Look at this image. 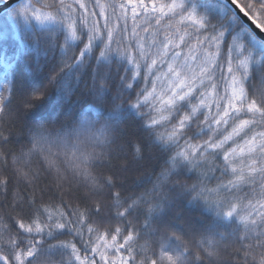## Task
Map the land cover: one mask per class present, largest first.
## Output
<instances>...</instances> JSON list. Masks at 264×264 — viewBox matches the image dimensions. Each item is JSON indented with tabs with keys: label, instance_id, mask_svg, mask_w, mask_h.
<instances>
[{
	"label": "snow or ice",
	"instance_id": "snow-or-ice-1",
	"mask_svg": "<svg viewBox=\"0 0 264 264\" xmlns=\"http://www.w3.org/2000/svg\"><path fill=\"white\" fill-rule=\"evenodd\" d=\"M231 4L264 33V0ZM20 11L41 23L65 24L72 40L86 29L81 56L95 40H106L99 55L116 52L133 69L126 87L135 94L128 102L147 137L129 139L115 152L72 150L67 165L81 178L85 193L79 195L77 184L74 201L63 195L45 198L47 186L35 183L38 172L16 167L10 176L0 169L5 202L0 204V264H44L55 259L53 251L66 256L68 264H224L229 249L243 254L242 264H264V77L254 90L246 82L252 48L264 46V35L234 10L213 23L187 10L184 0H34ZM96 18H103L102 27ZM161 30L164 39L157 43ZM142 32L152 35L154 53L146 50ZM125 34L136 39L134 49ZM181 46L188 55L176 51ZM158 64H166L167 71ZM138 78L145 82L139 91L133 83ZM42 95L26 98L24 108ZM9 99L6 87L0 94V161L9 155L4 146L13 142L11 124L3 123L12 119ZM146 153L163 161L156 182L151 189L130 191L125 174L145 165ZM22 156H13V165L28 164L31 153ZM45 163L55 170L59 189L63 170L51 156ZM18 177L32 191L25 187L26 194H20ZM186 197L212 218L192 220ZM173 209L183 214L173 217ZM217 229L229 237L222 245L211 237ZM44 247L49 254H41Z\"/></svg>",
	"mask_w": 264,
	"mask_h": 264
},
{
	"label": "trees",
	"instance_id": "trees-1",
	"mask_svg": "<svg viewBox=\"0 0 264 264\" xmlns=\"http://www.w3.org/2000/svg\"><path fill=\"white\" fill-rule=\"evenodd\" d=\"M24 2L0 16V94L5 92L6 87L9 88V103L13 107L11 121H3L4 124H11L13 142L3 148L9 155L6 160L0 161V169L7 171L10 176L16 175V167H23L33 175L38 172L39 177L35 183L41 189L47 186L45 198L55 196L59 199L63 195L66 200L74 201L73 194L76 193L77 184H80L79 195L83 196L85 193L81 178L65 163V154L77 147L89 151L94 149L95 153L109 149L115 152L126 145L129 139L146 140L147 130L141 126V118L128 102L135 94L132 89L126 87V78L133 69L116 52L100 56L104 43H107L103 39L95 40L90 50L84 51L81 56L87 44L86 29L78 32V40H72L65 24L59 21H55L49 28L20 27L15 33L13 26L7 21V16L19 9ZM237 2L244 6L248 0ZM184 3L187 10L193 11L198 17H207L213 23L233 14L225 4L214 0H184ZM96 19L102 27L103 18ZM261 19L264 22V16ZM140 35L146 50L154 53L152 35L143 32ZM164 35L161 30L156 37L157 43L164 39ZM243 39L248 43L247 37ZM125 43L134 49L137 41L125 34ZM112 47L115 48L116 45L113 44ZM176 51L188 55V49L183 46ZM2 60L11 65L8 70L9 82L6 85L1 83L4 70ZM156 67L167 71L166 64H158ZM224 76L228 77L226 66ZM262 77L264 46H256L252 48L250 72L246 81L249 90H254ZM133 83L134 86L138 85L137 91L145 87V82L139 78ZM223 91L224 86L221 83V94ZM40 93H43L42 98L36 101L32 108L25 109L22 102ZM29 152L31 156L28 157V164L21 165L18 161L13 165V156L23 158L22 154ZM53 154L63 170L62 186L59 189L56 187L57 174L45 163V157H53ZM146 156L150 159L145 165L137 166L135 170L125 174V187L130 191L137 190V186H140L139 190L151 189L156 182L158 172L155 171L163 161L155 153H146ZM18 179L20 194H26L25 187L29 192L32 191V187L27 185L23 177ZM170 187L171 185L162 186V192H168ZM14 191L16 189L12 188L6 193L9 200ZM169 195L174 197L177 194L169 192ZM186 201H190L188 213L192 220L212 218L210 212L199 207L190 197H186ZM4 203L0 197V204ZM165 207L167 208V202ZM178 211L183 214L179 209H173L172 216L175 217ZM222 231L225 229H217L211 233V237L220 241L221 245L229 239L220 235ZM41 254H49L47 247L41 249ZM51 255L55 256V259L45 260L44 264H68L66 256L61 258L55 251ZM243 259L242 253H234L229 249L224 264H242Z\"/></svg>",
	"mask_w": 264,
	"mask_h": 264
},
{
	"label": "rangeland",
	"instance_id": "rangeland-1",
	"mask_svg": "<svg viewBox=\"0 0 264 264\" xmlns=\"http://www.w3.org/2000/svg\"><path fill=\"white\" fill-rule=\"evenodd\" d=\"M2 2V0H1ZM31 1H25L19 9L15 10L14 12L8 14L7 16V21L11 24V26H13L14 32L17 33L20 27H26V28H30V27H35V28H49L52 27L54 25L55 21H46L44 23H41L39 21H37L36 19H34L31 15H29L27 18H25L22 14H21V9L28 5ZM68 2H73V0H68ZM39 7V6H37ZM1 34V33H0ZM3 34V33H2ZM2 63L4 65V70L2 71V78H1V83L3 85H6L9 81V76H8V70L10 68L11 65L7 64L4 60H2ZM9 91V88H8Z\"/></svg>",
	"mask_w": 264,
	"mask_h": 264
},
{
	"label": "water",
	"instance_id": "water-1",
	"mask_svg": "<svg viewBox=\"0 0 264 264\" xmlns=\"http://www.w3.org/2000/svg\"><path fill=\"white\" fill-rule=\"evenodd\" d=\"M24 1L25 0H10V2L7 4L0 2V16L8 13L14 7L21 4ZM214 1H218L225 4L232 12L234 10L246 25H248L251 29H253L257 34L264 35V33L260 32V29L256 27V25L252 22V20L246 17L243 12H240L239 8H237L236 5L231 4V0H214ZM262 43L264 44V41H262Z\"/></svg>",
	"mask_w": 264,
	"mask_h": 264
},
{
	"label": "clouds",
	"instance_id": "clouds-1",
	"mask_svg": "<svg viewBox=\"0 0 264 264\" xmlns=\"http://www.w3.org/2000/svg\"><path fill=\"white\" fill-rule=\"evenodd\" d=\"M66 158H65V163L67 164L68 160L72 159V152L65 154ZM55 154H53V158H54ZM46 158V157H45ZM55 171V170H54Z\"/></svg>",
	"mask_w": 264,
	"mask_h": 264
}]
</instances>
